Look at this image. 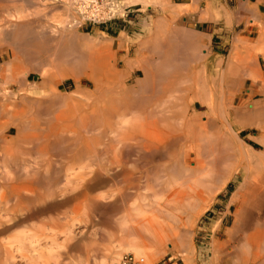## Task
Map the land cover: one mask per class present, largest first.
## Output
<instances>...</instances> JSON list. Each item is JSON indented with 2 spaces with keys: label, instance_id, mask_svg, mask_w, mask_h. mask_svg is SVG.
<instances>
[{
  "label": "rangeland",
  "instance_id": "1",
  "mask_svg": "<svg viewBox=\"0 0 264 264\" xmlns=\"http://www.w3.org/2000/svg\"><path fill=\"white\" fill-rule=\"evenodd\" d=\"M38 1H39V3H38ZM60 1L61 0H58V1L57 0H46V2H45V0H44V2H43V0H33V3L30 7L31 8L30 11L32 12V9H33V12H34V13L32 12L33 15L31 17L33 19L31 29H33L35 32L33 39L29 42V44H24V43L17 44V43H10V41L9 42L7 41L4 43L5 45L3 46V47H5V46L9 45V46L14 47L16 49L21 48L19 50H15L14 56H11V58H10V59H14L15 70H14L13 75L10 77V79L8 78L7 88L9 90H11L16 95V96L11 98L13 101V104H15L14 107L18 108V109L15 108L16 111L17 112L22 111V113H20V112L17 113V116L19 114L18 118L16 117L17 119H12V120H11V118L7 117L6 114H4V113L2 114V108L6 105L8 107L10 100H7L6 97L3 96V94L0 92V103H1L0 104V107H1L0 113L3 115L2 116L0 114V121L2 119V121L0 122L2 124V125L0 124V130H1L0 133L3 131L1 133V135H2L1 139L3 138L4 141L8 139V141L10 142L9 143L8 141H5L6 143L4 142L5 144L3 143V145H2V143H0L3 147V148L0 147V166H1L0 174L2 173V175H3L4 168L6 167L5 169H10V166L12 167L11 169H13V167L16 168V171H14V175H15L14 180L15 181H20V180L26 178L27 175L30 173L29 178L31 179L30 175H32L33 178H35V180H37V181H34V184H33L32 196H35V198H32V199L35 200L34 201L35 203H36V201L38 202L39 200H41V202L40 201L38 202V206L41 208H39L37 205H34L35 203L33 202V200H31V202H30V205H32L31 207L33 208L32 209L30 207L32 209V211L30 210L31 214H32L30 221L33 222V223L31 222L32 223L31 229L34 230L35 233L33 232V230H32V232L36 236L38 235L36 237V239H38L35 242L36 244L33 243V246L35 245L36 252L34 250V251L30 252L32 254L28 253L30 256L27 254L26 251L24 252L25 253L24 255L17 253L18 256L22 255L20 257H17L16 253H14V255H15L14 260H9V259L8 260L6 259V260L8 261L9 264H11V263H13V264H116L117 261H113L112 263L110 262V258L112 256V253L115 250H118L117 248H119V246H121L123 243H127L129 241H135L136 240L135 242L140 241L139 244L145 249V252L147 253L148 264H161V262L169 256L174 258L175 264H231L230 255L229 256L227 255L228 256L227 257L226 254H228L230 250L234 249L237 246L239 239L241 240V237H242L240 232H238V233L235 232L236 235L234 233V234H232V236H229V234L227 233V230L232 226V224L235 220V213L239 209V205H240L239 199L236 202H231V196H232V193L236 190V187L243 181L244 175H242V173H239L238 175H236V177L234 179H231L227 183V185L224 187V189L221 192L215 193L212 196L210 195V193H212L210 191H213L215 186L218 184V182H217L218 177L220 179L224 178L228 173H230L231 170H233V168H235V167H233V165L237 166L238 163L240 164V161H238L237 156L233 152L231 146H226L224 143V139L222 140V138L219 136V134L216 133V129L219 127L220 123L218 121H215L214 118H212L211 116H207L205 113V107H203L197 101L191 99L192 94L187 89L189 84L182 82V80L185 79L186 76L189 75V71H190V64L189 63L194 62V60H195V59H191L192 53H196L197 55H204V53H205L207 55V57L211 56V57H208L211 60L210 65L207 68H205L206 70L207 69L210 70V73H209L210 75H212V73L217 70L216 68H213L215 65H212L213 64L212 62H214L218 57H221L222 62H223L221 64V67L225 68L226 58H227V56H228V54L232 48V45L235 43L236 40H238L237 34L239 33L238 32L239 29H241V27H242L240 25L238 19H237L238 18V11L241 9L242 0H226L225 3H226V8H227V15H228V20L230 22L228 21L229 25H228V27H226V29L223 27L222 31L214 34V40L217 43H211V44L214 46H217V47H213V48L211 47V44L209 43V36L207 35V33L209 32V27L207 26V24L200 23L197 19L198 14L203 13V10H204L205 6L207 5L208 0H163L167 4V7L165 9H163L162 5L160 4V2H163V1L151 0V2L149 3V6H146L145 8H141L140 11L131 10L130 6L127 5L128 4L127 0H120L121 3H125L124 4L125 7H122L123 9L122 8L119 9L120 13L125 12L124 16H116L114 18H111L110 20H107V21L101 22V23H93L91 21H88V19H86V17L81 18V16L76 13L77 10L74 7L71 0H64V1L62 0L61 3H60ZM67 1L69 2L70 5L68 4ZM215 1L219 2V0H215ZM45 3H46V8H44V6H43V5H45ZM42 8L45 10H43ZM126 14H128V15H126ZM149 18H152L154 23L157 22L158 24H160V25H158V27L160 26V28L159 29L154 28L151 32H147V33L143 34L142 29H141V27H143L142 22L144 20L147 21ZM55 19L56 20L58 19L57 21H63V22L67 21V23L71 22V20H78V23H79L78 26L74 27L75 31H78L77 33L84 35V36H94L95 38H98L101 43H105L104 39L113 41L114 43L110 47H107L105 49L97 47V48H95L96 50L95 49H93V50H95V52L97 51V53L99 52V54H101V55L107 56L108 58L111 59V61L114 60L115 67L117 69H123L124 68L123 63H124L125 59H131V60L132 59L133 60L139 59L140 60V58H141V61H143L145 59L143 62L145 63V61H146L145 64H147V65H144L143 62H142L143 64L141 63L142 65L145 66V69H146L145 70L146 76H145L144 82H142V85L136 84V81L138 79H140L141 73L139 71V68L134 66V67H131L129 69L130 74L126 78V84L130 88H132L131 89L132 91L129 94H127V96H120L119 95L120 97L118 98V95H112L111 93H108L107 91L102 90V91H100V93L99 92H95V94L93 93L92 95H90V99H88L89 97H86L84 95L83 91L86 89L92 90L94 85H93L92 81L85 78L81 74L82 72H79L80 73V75H79L77 73L78 72V70H77L75 74H78L79 80L77 79V81H75L72 77H67V78L59 80L58 84H57V88H59V91H61L64 95L68 94L69 97L67 96V97H65V98L63 97L61 99L60 96L55 97V96L50 95L51 92H49L48 89H50V87L53 86L52 84H55V79H54L55 77L53 78L54 80L52 79L53 81L51 79L48 80V78H52L54 73H57L58 71L68 67V65L70 64L69 62L72 63V62H75L76 60L79 61V60L85 59V55H83V53L81 51L75 50L73 45H71L69 39L62 37L61 40L59 41L58 38L54 37L53 35L52 36L51 35L50 36L45 35L46 31H49L50 33L53 31V29L55 27V25H54V23L56 21ZM245 22L247 25H249V29L246 30V32H245V37L248 38L247 36H249L248 40H251L252 34H253L251 28H252V26L256 25V22L252 23V20H249V18H247L245 20ZM80 23H82V24H80ZM37 24L40 27H38ZM45 24H47V25H45ZM35 27H36V30H35ZM44 28L45 29L49 28V29L45 30ZM37 30H38V32H36ZM158 30H159V32H158ZM39 31H41V34ZM36 33H38V35H36ZM40 36L42 38H44V40L46 41L45 43H43L44 40L42 41L41 40L42 38H40ZM47 39H49V40H47ZM62 39L63 40L65 39L66 41H63ZM40 41H42L43 45L44 44L45 45L42 46V43ZM57 41H59V42H57ZM61 42L64 43L63 46H62ZM39 44L42 47L38 46ZM51 45H53L52 48H51ZM54 45H55L56 49H57V46L59 49L56 50L54 48ZM65 45H66V48H68V50L65 48ZM35 46H37V47H35ZM47 46H49V47H47ZM241 46H240V49H241V51L243 50L241 54L243 55V54H245L244 53L245 50ZM38 47H40V49H38ZM44 47H46V48H44ZM259 47H260L259 45L254 46L252 48L254 50L250 51L252 54L256 55V63H257L256 66H257V72H259V73L257 74V72H256L255 74H257V75L254 76V79H251L250 81L243 79L241 84L239 85V88L237 91L239 100L244 101L245 103H254V102L260 100L261 98H263L261 93L258 92L260 90H264V56L261 55L260 53H258L260 50ZM198 48H199V50H198ZM255 48H256V50H255ZM46 49H48V50H46ZM49 49H51L52 51ZM196 49L199 52L195 51ZM58 50H60L61 53L63 52L62 54L65 55L64 56L65 58L62 59V55H60L61 53H58L59 52ZM213 51H215V52H213ZM253 51H255V52L253 53ZM53 53H55V54H53ZM58 54L60 57L58 56ZM71 54H72V56H71ZM164 54H165V56H164ZM166 54H167V56L168 55L170 56V57L168 56L169 60L167 59ZM47 55H49V56H47ZM109 56H111V57H109ZM46 57H47V59H46ZM56 57H58V58H56ZM164 57H166L167 60ZM244 57H245V55H244ZM68 58H69V60H68ZM160 58H162V59H160ZM176 58H178V59H176ZM180 58H182L183 61ZM0 59H1L2 63H4L5 61L8 60V59H2V57H0ZM163 59H164V61H163ZM185 59H187L188 61ZM40 60H42L44 62H41ZM190 60H193V61H190ZM111 61H110V63H113ZM186 61H187V63H186ZM167 62H168V64H167ZM175 62H178V63H175ZM41 63H42V65H41ZM164 63H166V65ZM243 63L248 64L250 62H248V60L244 59ZM52 64L54 65V67ZM63 64L66 66L65 68H64ZM51 66H52V68H51ZM175 66H176V68H175ZM248 66L253 67V66H251V64H248ZM40 67L41 68L45 67L48 69V73L45 76L46 81H47L45 83H47V84L44 83V85H48V86L43 87L44 85L42 86L40 84L43 88L41 86L40 87L42 89L46 90V92L44 93L45 94L44 97H43V94H36V93L31 92L28 89V88L32 87L31 86L32 84L36 83L39 85V82L41 79L39 78L38 69H40ZM53 70H56V72L55 71L53 72ZM24 72H26V73H24ZM99 77L102 79L101 83H100V86L102 88H105L108 85V82H107L108 79L112 78V77H110L109 74H107V76H105L104 72H101L99 74ZM105 77H107V79ZM20 81H21V83H20ZM48 81L50 83L51 82L52 83L49 84ZM73 81H74V83H73ZM209 81H210V86L213 88L216 83L214 84L213 81L211 82V78H209ZM17 83L18 84L20 83V84L18 85ZM27 84H29L30 86ZM20 85L21 86L23 85V87H21ZM21 88H24V89H21ZM25 90H28V91H25ZM75 91H77V92L75 93ZM25 93H26V95H25ZM96 95H97V97H96ZM25 96H27L26 98L29 100L26 101ZM28 96L31 98H29ZM21 97H23V98H21ZM51 97H53L52 100H51ZM41 98H43V99H41ZM70 98L75 102L73 103V101ZM112 98H113V100H112ZM108 100H110V101H108ZM113 101L116 104H114ZM124 103H125V106L128 105L129 108H128V106H126L127 107L126 108L124 106ZM102 104L106 107L113 105V106L118 107V108H119V106H118V104H119V105H121L120 107H122V110L127 109L126 112L129 115L135 114V115L139 116L141 114L142 118L144 116H146L148 119L149 118H153V119H163L164 118V119H166V118L175 117V116H177V117L178 116L182 117L185 115L189 116L193 113L198 114L201 121L204 123H207V127L204 128L205 132L206 133H207V131L208 132L210 131V132L207 133L208 137L207 136L200 137V136H198V134H200L199 132L201 130H198L197 133L196 132L193 133L194 135L192 133H190V135L192 134L191 136L180 137V138H177L176 140H173V141H175V143H173V141L169 142V144L167 143V145H165L161 148V149L164 148L163 149L164 151L159 149L158 151L145 154L139 148H137L138 151L135 150V147H134V150H132L131 148H133V147L128 148V146H124L123 144H122L123 145L122 146V145H120L121 142L116 143V142H118L117 135L110 133L108 130L105 132L103 123L104 122L106 123L108 120H110L109 119L110 115H108V114L107 115L105 114V116H103V118L90 114L89 115V122L87 125L88 129H86V130L83 129L82 125L80 124L81 122L79 121V118H78L79 116H74V117L62 116V118H61L60 113H62V111H65V110L73 108V107L76 108L77 106L81 107L83 105H85V107L84 106L81 108L78 107L80 112L83 110H86L88 108L90 111V109H92L94 107H95V109H97V111L99 109V112H100L101 108H102ZM108 104H110V105L108 106ZM223 105H224L223 108L226 111H228L229 109L231 110L229 104L225 103ZM18 106H21V108L19 109ZM110 107H112V106H110ZM118 108H116V109H118ZM138 109L140 112L136 111ZM129 110H130V112H129ZM106 113H107V111H106ZM27 114H29V115H27ZM5 116L9 120L7 118H3ZM97 117H98V119H97ZM57 118L59 119V121ZM68 118H69V120H68ZM5 119L7 121H5ZM66 119L68 120L69 123L68 122L65 123L67 121ZM204 119H206V120H204ZM62 120H63V122H62ZM64 120H66V121H64ZM95 120H97L99 123L101 122V124H99ZM111 120L114 121L115 119L111 118ZM72 121H74V122H72ZM17 122H18V124H17ZM12 124H14V125L12 126ZM160 124L161 125L158 124V127L163 128L164 123L162 121H160ZM5 125H6V129H5ZM91 125H93V126H91ZM17 126H19V127H17ZM77 128H78V130H77ZM105 128H108V127H105ZM17 130H18V132H17ZM49 130L51 132H48ZM74 130L77 132H75ZM100 131H101V133H100ZM235 131L237 132V137L239 138L240 142L243 143V145H246V146H248V147H250L256 151H259L260 149L261 150L264 149L262 146H260L259 142L257 141V130L255 129V127L248 125V124H245V126H244V124H241L240 127L238 129H236ZM16 133L20 137L17 136ZM7 134L10 136H8ZM107 134H110L111 136H108ZM152 134L155 135L156 133L153 132ZM152 134H148V136L149 135L152 136ZM77 135H78V137H77ZM195 135H197V136H195ZM34 136L38 137V139L36 141L34 140L35 139ZM39 136H40V138H39ZM10 137L12 138V140H10L11 139ZM14 137L16 140L14 139ZM43 137H45L46 139L45 138L43 139ZM19 138H22V139L20 140ZM183 138L185 139L184 141H183ZM17 139H19L20 142H22V140L23 141L29 140V141H27V143L22 142L23 144H20L17 141ZM92 140H93L94 146L95 147L97 146L96 148H94V146L91 144ZM16 141L18 142L17 144H16ZM110 141H112V142H110ZM222 141L224 144L222 143ZM85 142H87L89 145L87 143L85 144ZM12 143H14V146ZM170 143H172V144L170 145ZM195 143L197 144V146H195L196 145ZM10 144H12V145H10ZM50 144H52V145L50 146ZM106 144H108V145L106 146ZM109 144H110V147H109ZM8 145L10 147L12 146L11 150H10V147ZM98 145H100V146H98ZM184 145H186V146H184ZM218 145H220V146H218ZM15 146H16V148H15ZM43 146H45V147L47 146V149L45 147L43 148ZM217 146H218V148H217ZM7 147H9V148H7ZM179 147H180V149H179ZM5 148H7L8 150ZM122 148H123V150H122ZM115 149L117 150V152L115 151ZM9 150L13 151V153L10 152L8 154ZM92 150L95 152H93ZM127 150H128V152H127ZM169 150L170 151L173 150V151L170 152ZM224 150H226V151H224ZM105 151H107V152H105ZM200 151H201V153H200ZM227 152H228V154L225 155V153H227ZM39 153H43L45 155L39 154ZM211 153L213 155L215 153L219 155V157H218L219 162L216 163L217 169H213L214 171L212 170V172H210L211 174L208 173V175H206L207 173L206 172L203 173V172H201V170L204 167V165L209 166L211 164V160L213 159V158H211L212 157ZM6 154L9 155V160H11V162H9L7 164H5L6 162L4 161V160H6V161L8 160V158H7L8 156L7 157L5 156ZM117 154L119 157L116 156ZM96 155H97V157H96ZM221 155H223V156H221ZM227 155L228 156L230 155L229 156L230 158H228V157L225 158ZM4 156H5V158H4ZM10 156H11V158H10ZM88 156H90V157H88ZM221 157H223V160ZM83 158H84V160H83ZM98 158H100V159H98ZM98 160H100V161L98 162ZM192 160L193 161L195 160L194 164H193ZM83 161H84V164H82ZM201 161H203L202 163L204 165H202V166L195 165ZM230 161H231V163H230ZM221 162H223V163L226 162V165L221 163ZM232 162H233V164H232ZM234 162H235V164H234ZM3 164H5V165H3ZM194 165L196 166L195 170L193 169L195 167ZM72 166H73V169H72ZM78 166H80L79 169H78ZM86 166L88 168H86V169L81 168V167H86ZM224 166H226V171L223 168ZM230 166L232 167V169ZM2 167H3V169H2ZM68 167H69V169H68ZM70 167L72 170L70 169ZM15 168L13 170H15ZM22 168H25V170ZM49 168H50V170H49ZM65 168L68 169V172H66V175L64 174ZM100 168H101L102 172H101V170H99ZM105 168H106L107 172H109V173L104 171ZM118 168H121L120 169L121 171H119ZM123 168L125 169L123 171H125L126 174L124 172H122ZM227 168H229V170ZM77 169L79 170L77 172H80L81 170H83V171H81L82 174L80 173L78 175L77 172L73 173V171H76ZM108 169H112V170H108ZM180 169H181V171H180ZM207 169H208V167H207ZM207 169H206V171H207ZM13 170H11V172ZM47 170H49L50 173L52 171V174L54 173L56 175V176L54 174H53L54 176L52 175L54 182H55V186H54V183L52 181L53 179L51 178V174L49 173V171L47 172ZM85 170L86 171L92 170L91 171L92 174L94 172V173L100 175L99 185L92 191L93 193L91 191H89L87 194L88 196L85 199H84V196L83 197L81 196V197H79L75 200H72L70 202L67 201V199H68L67 197L70 196L69 194L72 195L73 192L71 193V189H70L71 186L69 185V183H65V181L66 180L67 181L72 180L73 179L72 177L76 176L77 179L74 178L73 183L74 184L78 183L79 182L78 177L88 176ZM186 170L188 171V173H186L187 172ZM192 170H193V172H192ZM103 171H104V173H103ZM179 171H180V173H179ZM219 171H221L223 173L226 172V173L223 174ZM227 171H229V172L227 173ZM45 172H47V174ZM58 172H60L61 176L58 175L59 174ZM116 172L118 174L122 173L121 175H123L124 178H123V176L121 177L120 175H119V177H117L118 174H116ZM213 172H214V175H213ZM17 173L21 176L26 175L23 173H27V175H26V177L24 176V177H20V179H18L19 177H17V175H16ZM48 173H49V175H48ZM75 173H77V175H75ZM129 173H130V175L131 174H133V175H131V177H129L130 175L126 176ZM181 173L182 174L185 173L186 175L180 176ZM192 173L195 174L196 178L198 179L196 184H191L192 180L190 179V175ZM107 174L110 178L108 176H106ZM209 174L211 177H209ZM67 175L68 176L73 175V176L68 177ZM215 175H216L217 179L215 178ZM213 176L215 179L213 178ZM15 177H16V179H15ZM68 178H70V179H68ZM84 178H86V177H84ZM102 178L104 179V181L102 180ZM172 178H173V180L171 181ZM2 179H4L3 176L0 177V184L4 183L6 181V180H4L1 182ZM126 179L127 180L130 179V180L126 181ZM166 179H167V181H166ZM112 180H114V181H112ZM38 181H40L39 182L40 184L38 183ZM168 181L170 183L169 187H175L174 188L175 191L176 192L178 191L179 194L182 192H185V196L186 195L187 196L186 197L184 196V198H186V200L183 199L184 202H181V203L176 202L173 199L174 197H172V195L167 197L168 193H170V192L164 194L166 191H168V188H169V187H167L169 184ZM36 182H37V184H36ZM69 182L71 184L72 181H69ZM120 182H122V183H120ZM73 183H72V185L74 186ZM172 183L174 184V186L171 185ZM64 184L65 185L67 184L68 186L65 188L63 186ZM114 185H115V187H114ZM103 186H104V188H103ZM106 186H107V188H106ZM117 186H119V187H117ZM37 188H38L39 192H41V193L43 192L46 195L43 199V201H45V202L42 201V198H43L42 196H44V194L42 195L40 193L42 195V196H40L38 194ZM190 188L192 190H190ZM63 190H65V191L63 192ZM45 192H47V194H48V192H51V194L53 196H55V198H50L52 195L51 194L47 195ZM108 192H110V193H108ZM111 192H113L112 196H111ZM155 192H156V195H153V194H155ZM160 192L161 193L163 192L162 194L164 196L166 195L165 198ZM178 192H177L176 197H179L181 195L182 197H179V198H183L184 194L182 193L179 195ZM35 193L37 194V197H36ZM66 193H68V194H66ZM98 194L101 196H99ZM109 194L111 197L109 196ZM117 194H119V195H117ZM38 195L40 197H38ZM64 195H68V196L66 197ZM107 195L110 198H107L108 197ZM161 195L163 196L164 199L162 198ZM190 195H191V197H190ZM96 196L99 197L101 200L99 199L100 200L99 201L98 198L96 199ZM159 196L161 197L162 200H159L160 199V198H158ZM188 196H189V198L187 200ZM46 197H48V198H46ZM63 197H65L67 199H65ZM45 198L49 200V204L47 202L48 200L46 201ZM89 198L94 199V201H95L94 205H93V201L87 202L88 200L90 201ZM169 198H171V200H169ZM64 199H65V201H64L65 203L63 202ZM80 199H84L85 201L80 200ZM123 199H124V201H123ZM165 199L166 200L168 199V201H166ZM120 200H121V203H120ZM80 201H81V203H80ZM173 201H174V203H173ZM188 202L190 204H188ZM203 202L204 203L206 202V204L204 205ZM41 203H43V204H41ZM19 204L16 206L14 205V207L12 204H10L8 207H3L4 205L0 204V211L5 210V211H1V213H0L1 214L0 216H2V213H3V216L0 218V219H2V220H0V233L3 232V234L1 233L3 236L0 235L1 239L2 238L5 239L4 236L11 234L12 232H13L12 235H14V234H17L19 231H22V229H23L22 226L17 227V226L12 225L14 223V222H12L13 219H15L14 221L16 222L19 219L18 217L24 218L23 216L26 215V213H27V208H26L25 202L22 201ZM21 204H22V206H21ZM72 204L75 206H73ZM100 205H101V207H100ZM134 205L135 206L137 205V207L139 205V207L142 209L148 208V210H146V211L152 210L151 212L145 213L146 215H144V219L140 218L139 220H141L145 224V226H147V227H148L149 223L152 224V226H154V228L152 230L158 229V227H159L160 228V229H158L159 231L156 230V232H159L157 235L161 234L160 235L161 238L164 235H167V237L164 239L162 238V240L160 241V239H158L159 237L156 236L157 237V239H156V237L154 236L155 237V240H154V237L153 236L151 237V235L148 234V232L141 231L142 229L141 230L139 228L137 229V227H134L135 229H132L134 232L133 231L131 232V230H129L131 228H128V231H125L124 226L128 225V223L130 224V223L134 222L135 220H138L137 218H139V216H137V217L134 216V214L136 215L135 211L133 210L135 208ZM17 206H18V209H17ZM33 206H35L39 209L37 210V208H35ZM44 206H46V207H44ZM72 206H73L74 210L71 211ZM78 206H81V207H78ZM90 206L92 207V209H95V210L92 211V209H89V208H91ZM155 206L157 209L154 208ZM198 206H200V207H198ZM204 206H205V209L203 208L204 211H202L203 209L201 210V208ZM11 207H13V208H11ZM119 207L120 208L122 207V208L120 209ZM126 207H128V208H126ZM131 207H133V209ZM159 207H160V209H159ZM8 208H10V209H8ZM78 208L81 210L79 211ZM199 208H200V211H198ZM6 209H7V211H6ZM14 209L17 210L16 213L18 216L16 215V213L12 214V211ZM20 209L21 210L25 209L26 211L22 210L25 214L22 211H19ZM122 209H124V211ZM8 210H10V212L12 214L11 217H9L10 212ZM84 210L86 213L84 212ZM108 210H110V211H108ZM120 210H121V212L119 213ZM164 210L167 213H165ZM33 211H36L37 213L35 212V214H34ZM45 211H47V212H45ZM89 211L91 214L89 213ZM131 211H133L134 213H132ZM49 212H52V213H49ZM61 212L64 213L63 215L65 217L67 216L66 218L63 216L64 220H62L63 217H61V214H62ZM65 212H66V215H65ZM67 213H68V215H67ZM152 213L155 215H151ZM192 213L193 214L196 213V214H194V216H193ZM75 214H77V217L75 216ZM191 214H192L193 218H195L194 226L191 229L192 231H191L190 235H189V233H186V232L184 234L183 232H184V226L186 227V225H185L186 224V218L188 215H191ZM73 215L75 216L74 218H73ZM4 216L5 217L8 216V218L6 219ZM15 216L17 218H15ZM57 216L61 217V218H58V220L60 222H64V224L59 223V221L56 219ZM52 217L53 218L56 217V218L53 219ZM11 218H13V219H11ZM68 218L69 219L73 218V219L72 220L70 219V221H69ZM38 219H39V221H38ZM50 219H52V220H50ZM41 220H42V223H41ZM10 221L12 223H8ZM68 221L70 224L73 223V225H75L76 227L72 226V224L70 225L68 223ZM44 222H46V223H44ZM54 222L55 223L58 222V225H57V223L54 224ZM74 222H76V223H74ZM133 224L134 223H132V225ZM1 225H2V227H1ZM41 225H43V226H41ZM46 225H47V227H46ZM49 225H51V226H49ZM122 226H123V229H122ZM16 227H17L18 232L14 233L15 229H13V228H16ZM32 227H34V228H32ZM53 228H55V229H53ZM65 228H67V229H65ZM163 228L165 230V233L163 232L164 231ZM3 229H4V231H7V232L5 233L4 231H2ZM72 229H73V232H72ZM66 230H68V232ZM64 231L69 234L68 237H67L66 233H64L66 236H64L62 234ZM160 231H162V232H160ZM43 232L47 235H45ZM59 232H62V233H59ZM71 232L74 235L70 234ZM4 233H5V235H4ZM162 233H164V234H162ZM12 235H8L6 237H10ZM176 235L178 237H175ZM211 235H212V237H211ZM51 236H53V237H51ZM179 236H180V238H179ZM48 237H50V238H48ZM69 238H70L71 242L69 241ZM72 238L75 239L74 240L75 243H73L74 241H72ZM228 240H230V241H228ZM50 241H52V242H50ZM211 241L220 243L222 245V247L224 246V249H225L224 250L222 247L220 248L221 252L223 254L220 255V258H219L220 260L218 259L214 263L211 261L212 260L211 253H209L210 252V246L212 244ZM0 243H2V240H0ZM190 243H191L192 248H193V256H192L191 260L189 259V256H187V252H186V247H188V245ZM227 243H228V245H227ZM229 245H230V247H229ZM0 246H1V244H0ZM2 251L4 253H2ZM2 251L0 252V257H1L0 263H2L1 261H3V263H4L5 257L7 256L5 251L4 250H2ZM123 253H125V251H123ZM123 253L121 252V254H123ZM3 254H5L6 256ZM26 254L28 256H26ZM200 256H201V258H200ZM21 257L22 258L25 257L26 259L23 260ZM27 257H29V258L31 257V259H28ZM32 258H33V260H32ZM118 258H117V260H118ZM188 259H189V261H187ZM26 260H28V261L30 260V261L28 262ZM4 264H7V263H4Z\"/></svg>",
  "mask_w": 264,
  "mask_h": 264
},
{
  "label": "bare ground",
  "instance_id": "2",
  "mask_svg": "<svg viewBox=\"0 0 264 264\" xmlns=\"http://www.w3.org/2000/svg\"><path fill=\"white\" fill-rule=\"evenodd\" d=\"M58 1V0H57ZM62 1V0H61ZM61 1H60V3H61ZM64 1V0H63ZM117 2H118V4L117 5H119V9H121L122 7H125V3H121V1L120 0H116ZM158 1V0H157ZM161 1H163V0H161ZM41 2V1H40ZM43 2H44V0H43ZM45 2H46V0H45ZM68 2V1H67ZM71 2L73 3V5H74V7L76 8V13L78 14V15H80L81 16V18H85V17H90V16H92V15H95L96 13H95V11H96V8H95V6H96V0H71ZM70 2V3H71ZM151 2V0H127V5L128 6H130V9L131 10H135V11H140V9L141 8H145L146 6H149V3ZM160 2V1H159ZM32 3H33V0H0V57H2V59H8L7 61H5L4 63H2L1 62V59H0V92L3 94V96H5L6 97V99L7 100H10V103L8 104V107H7V105L6 106H4L3 108H2V114L4 113V114H6L7 115V117H9V118H11V120L12 119H17L18 118V116H19V114H18V116H17V113H22V111H19V112H17L16 111V109H18V108H16V107H14L15 106V104H13V101H12V97H14V96H16L11 90H9L8 88H7V83H8V78L10 79V77L13 75V73H14V70H15V62H14V59H10L11 58V56H14V51L15 50H19V49H21V48H19V49H16V48H14V47H11V46H5V47H3L5 44V42H9L10 41V43H17V44H20V43H24V44H29V42L33 39V37H34V30L33 29H31L32 27V23H33V19L31 18L32 17V12H33V9H32V12L30 11V7H31V5H32ZM38 3H39V1H38ZM63 3V2H62ZM71 3V4H72ZM94 3V4H93ZM103 3H105V0H103ZM68 4H69V2H68ZM160 4L162 5V7H163V9H165L166 7H167V4H166V2L165 1H163V2H160ZM64 5V4H63ZM70 5V4H69ZM68 5V6H69ZM72 5V6H73ZM158 5V4H157ZM44 6V8H46V3H45V5H43ZM240 6V5H239ZM242 7V6H241ZM63 8V7H62ZM239 8V7H238ZM43 9V8H42ZM56 9V8H55ZM123 9V8H122ZM209 9V8H208ZM207 9V11H209ZM219 9V8H218ZM43 10H45V9H43ZM74 10V9H73ZM220 10V9H219ZM218 10V11H219ZM241 10V9H240ZM35 11V10H34ZM115 11V8L113 9V12ZM182 11V10H181ZM217 11V10H216ZM34 13V12H33ZM204 13V12H203ZM213 13V12H212ZM229 13V12H228ZM215 14V13H214ZM217 14V13H216ZM241 14V13H240ZM76 15V14H75ZM218 15V14H217ZM220 15V14H219ZM74 16V15H73ZM58 18V17H57ZM77 18V17H76ZM80 18V17H79ZM80 18V19H81ZM240 18V17H239ZM238 19V18H237ZM241 19V18H240ZM56 20V19H55ZM58 20V19H57ZM56 20V21H57ZM55 21V23H54V25H55V27H54V29H53V31L50 33L49 31H46V33H45V35H47V36H54V37H57L58 38V40L60 41L61 40V38L62 37H65V38H67V39H69V41H70V43H71V45H73V47L75 48V50H79V51H81L82 53H83V55H85V59L84 60H79V61H75V62H69L70 64L68 65V67H66L64 64H63V66H64V68L65 69H62V70H60V71H58L57 73H54L53 74V77L52 78H48V80L49 79H53L54 77V79H55V84H52L53 86L52 87H50V89H48L49 90V92H51L50 93V95H52V96H55V97H61V99L64 97H69V95L67 94V95H64L61 91H59V88H57V84H58V81L59 80H61V79H64V78H67V77H72L75 81H77V79H78V74L80 75V73L79 72H82L81 74L85 77V78H87V79H89L90 81H92V83H93V85H94V87H93V89L92 90H84L83 92H84V95L86 96V97H89L88 99H90V95H92L93 93L95 94V92H99L100 93V91H102V89H104V88H102L101 86H100V83H101V78L99 77V74L101 73V72H104V74H105V76H107V74H109L110 75V77H112L111 79H108V85L106 86L107 88L109 87L110 89L108 90V91H110L111 90V92H109V93H111L112 95H118V98L120 97V96H127V94H129L131 91H130V89H128L127 88V84H126V78L129 76V74H130V71H129V69L131 68V67H134V66H136V67H138L139 68V71H140V73L141 74H143L144 75V73L146 72L145 70V66L144 65H147V64H145L146 63V61H145V63L143 62V61H141V58H140V60L139 59H137V60H131V59H125L124 60V68L123 69H117L116 67H115V64H114V60L113 61H111V59L110 58H108L107 56H105V55H101V54H99V52L97 53V51L95 52V48H102V49H105V48H107V47H110L111 45H113V41H110V40H107V39H104V42L105 43H101L100 41H99V39L98 38H95L94 36H84V35H81V34H79V33H77L78 31H75V26H78V20H71V22H69V23H67V21L65 22H63V21H57L56 22ZM230 22V21H229ZM42 23V22H41ZM40 23V24H41ZM44 23V22H43ZM143 23V27H141V29H142V32H143V34L144 33H147V32H151L154 28L155 29H158V25H160V24H158L157 22H155L154 23V21L152 20V18H149L147 21H143L142 22ZM160 23V22H159ZM252 23H253V21H252ZM39 24V23H38ZM38 24H37V26H38ZM80 24H82V23H80ZM45 25H47V24H45ZM38 27H40V26H38ZM45 27V26H44ZM45 29V28H44ZM43 29V30H44ZM49 28H47V29H45V30H48ZM35 30H36V27H35ZM44 30V31H45ZM77 30V29H76ZM36 32H38V30L36 31ZM40 32V34H41V31H39ZM43 32V31H42ZM36 35H38V33H36ZM43 35V34H42ZM155 36V35H154ZM260 36V35H259ZM40 38H42L41 36H40ZM50 38V37H49ZM260 38V37H259ZM40 40V39H39ZM42 41L44 40V38H42L41 39ZM47 40H49V39H47ZM63 40V39H62ZM244 40V39H243ZM259 40V39H258ZM42 41H40L41 43H42ZM53 41V40H52ZM56 41V40H55ZM59 41H57V42H59ZM63 41H66L65 39L63 40ZM62 41V42H63ZM39 42V41H38ZM46 41L44 40V42L43 43H45ZM61 42V43H62ZM103 42V41H102ZM237 42V43H236ZM35 43V42H34ZM43 43H42V46H44L43 45ZM51 43V42H50ZM250 43V42H249ZM49 44V43H48ZM57 44V43H56ZM63 44L64 43H62V46H63ZM66 44V43H65ZM253 44V43H252ZM252 44H245V42H243L242 41V39H240V38H238V40H236L235 41V43L232 45V48H231V50H230V52H229V54H228V56H227V58H226V63H225V68H222L221 67V64L223 63L222 62V59H221V57H218L214 62H212L213 64L212 65H215L213 68H216L215 70L216 71H214L213 73H212V75H210L209 76V78H211V82L213 81L214 82V84H215V86L212 88V87H210V89H209V87H207L209 90L207 91V92H204V91H200V89H199V91L201 92V94L199 93V91L198 90H196V91H198L197 93L198 94H200L199 96H198V98L200 99V104L203 106V107H205V113H206V115L207 116H211L212 118H214V120L215 121H218L220 124H219V127L216 129V133H218L219 134V136L222 138V140L224 139V143H225V145L226 146H231V148H232V150H233V152L236 154V156H237V159H238V161H240V164L238 163V165L237 166H235V165H233V167H235V168H233V170H231L230 171V173H228L229 171H227V175L224 177V178H222V179H220L219 177H218V179L216 178V175H215V178L218 180L217 182H218V184L215 186V188L213 189V191H210V192H212V193H210V195L212 196L213 194H215V193H219V192H221L223 189H224V187L227 185V183L231 180V179H234L235 177H236V175H238L239 173H242V175H244L243 176V181L236 187V190L232 193V196H231V202H236V201H238V199L240 200L239 202H240V205H239V209L236 211V213H235V220H234V222H233V224H232V226L227 230V233L229 234V236H232V234H234L235 232L236 233H238V232H240L241 233V240L239 239V242H238V244H237V246L234 248V249H232V250H230L229 251V253L228 254H226V256L228 255H230V259H231V264H264V149L263 150H259V151H256V150H254V149H252V148H250V147H248V146H246V145H243V143H241L240 142V140H239V138L237 137V132L235 131L236 129H238L239 127H240V125L241 124H244V126H245V124H248V125H251V126H253V127H255V129L257 130V141L259 142V144H260V146H262L263 148H264V90H260V91H258V92H260L261 93V95L263 96V98H261L260 100H258V101H256V102H254V103H245L244 101H240L239 100V97H238V88H239V85L241 84V82H242V80L244 79V80H247V81H250L251 79H254V76H256L259 72H257V66H256V55L255 54H252L250 51L251 50H254V49H252L254 46H252ZM14 45V44H13ZM242 45V46H241ZM32 46V45H31ZM38 46H40V44L38 45ZM42 46H40V47H42ZM52 46L53 45H51V48H52ZM57 46V45H56ZM61 46V47H62ZM103 46V47H102ZM240 46L245 50L244 51V53L245 54H241L242 53V51H241V49H240ZM260 47V50H259V52L258 53H260L261 55H263L264 56V42L263 43H261L260 45H259ZM16 47V46H15ZM35 47H37V46H35ZM40 47H38V49H40ZM47 47H49V46H47ZM60 47V46H59ZM169 47V46H168ZM44 48H46V47H44ZM54 48L56 49V47H55V45H54ZM65 48H66V45H65ZM195 48V47H194ZM193 48V49H194ZM42 49V48H41ZM54 49V50H55ZM57 49H59L58 48V46H57ZM56 49V50H57ZM67 50H68V48H66ZM93 49H95V50H93ZM46 50H48V49H46ZM49 50H51V49H49ZM62 50V49H61ZM65 50V49H64ZM70 50V49H69ZM198 50H199V48H198ZM197 49L195 50V51H197V52H199ZM255 50H256V48H255ZM52 51V50H51ZM59 51V52H58ZM57 52L58 53H61V51L60 50H58ZM54 52V51H53ZM255 51H253V53H254ZM44 53V52H43ZM63 53V52H62ZM60 54V55H62V59L63 58H65L64 56L65 55H63V54ZM45 54V53H44ZM53 54H55V53H53ZM74 54V53H73ZM41 55V54H40ZM82 55V54H81ZM80 55V56H81ZM137 55V54H136ZM244 55H245V57H244ZM42 56V55H41ZM47 56H49V55H47ZM52 56V55H51ZM58 56H59V54H58ZM69 56V55H68ZM71 56H72V54H71ZM77 56V55H76ZM141 56V55H140ZM162 56V55H161ZM164 56H165V54H164ZM166 56H167V54H166ZM169 56V55H168ZM168 56H167V59L169 60V58H168ZM19 57V56H18ZM60 57V56H59ZM70 57V56H69ZM78 57V56H77ZM109 57H111V56H109ZM114 57V56H113ZM137 57V56H136ZM145 57V56H144ZM170 57V56H169ZM247 57V58H246ZM54 58V57H53ZM52 58V59H53ZM56 58H58V57H56ZM123 58V57H122ZM135 58V57H134ZM165 59H166V57H164ZM46 59H47V57H46ZM77 59V58H76ZM160 59H162V58H160ZM166 59V60H167ZM176 59H178V58H176ZM180 59H182V58H180ZM191 59H195L194 60V63L196 62V63H198L199 62V64L201 63V65L204 67V68H207L209 65H210V62H211V60L207 57V55L204 53V55H197L196 53H192L191 54ZM244 59H246V60H248V62H250V63H248V64H251V66H253V67H249L248 66V64H245V63H243L244 62ZM68 60H69V58H68ZM120 60V59H119ZM185 60H187V59H185ZM184 60V61H185ZM41 62H44V61H42V60H40ZM54 61V60H53ZM110 61L111 62H113V63H110ZM141 61V62H140ZM163 61H164V59H163ZM172 61V60H171ZM178 61V60H177ZM182 61H183V59H182ZM188 61V60H187ZM187 61H186V63H187ZM190 61H193V60H190ZM51 62V61H50ZM119 62V61H118ZM144 63V65H142L143 63ZM142 63V64H141ZM175 63H178V62H175ZM193 63V62H192ZM165 65H166V63H164ZM167 64H168V62H167ZM183 64V63H182ZM189 64H191V63H189ZM245 64V65H244ZM33 65V64H32ZM35 65V64H34ZM41 65H42V63H41ZM45 65V64H44ZM53 65V64H52ZM62 65V64H61ZM178 65V64H177ZM224 65V64H223ZM247 65V66H246ZM49 66V65H48ZM149 66V65H148ZM256 66V67H255ZM30 67V66H29ZM28 67V68H29ZM53 67H54V65H53ZM201 67V66H200ZM224 67V66H223ZM51 68H52V66H51ZM62 68V67H61ZM150 68V67H149ZM175 68H176V66H175ZM50 69V68H49ZM78 70V74H75L76 73V71ZM148 70V69H147ZM172 70V69H171ZM56 72V70H53V72ZM259 71V70H258ZM148 72V71H147ZM257 72V74H255ZM24 73H26V72H24ZM37 73V72H36ZM48 73V69L47 68H41L40 67V69H38V74H39V78L41 79L40 80V82H39V85L38 84H32L31 86V88H28L31 92H33V93H36V94H43V97H44V93L46 92V90H44V89H42L43 87H45V86H48V85H44V83L45 82H47L46 81V78H45V76H46V74ZM107 73V74H106ZM203 74V73H202ZM28 75V74H27ZM142 75V77L145 79V77ZM149 75V74H148ZM195 75V74H194ZM48 76V75H47ZM145 76H146V74H145ZM261 76V75H260ZM109 77V76H108ZM245 77V78H244ZM259 77V76H258ZM106 79H107V77H105ZM147 78V77H146ZM187 78V77H186ZM189 78H190V80L192 81V79H191V77L189 76ZM257 78V77H256ZM17 79V78H16ZM19 79V78H18ZM29 79V78H28ZM53 79V80H54ZM105 79V80H106ZM258 79V78H257ZM15 80V79H14ZM52 80V81H53ZM79 80V79H78ZM148 80V79H147ZM183 80H185V79H183ZM262 80V79H261ZM11 81V80H10ZM187 81V80H186ZM185 81V83H187ZM200 81V80H199ZM254 81V80H253ZM13 82V81H12ZM11 82V83H12ZM26 82V81H25ZM80 82V81H79ZM78 82V83H79ZM104 82V81H103ZM143 82H144V80H143ZM147 82V81H146ZM260 82V81H259ZM20 83H21V81H20ZM19 83V84H20ZM48 83L49 84H51L49 81H48ZM73 83H74V81H73ZM136 83H141L140 85H142V82H141V80L140 79H138V81L136 82ZM190 83V82H189ZM195 83H197V82H195ZM18 84V83H17ZM18 84V85H19ZM43 86H41V85ZM45 84H47V83H45ZM77 84V83H76ZM137 84V85H138ZM191 85H194L193 83H190ZM198 84V83H197ZM27 85H29V84H27ZM21 86V85H20ZM30 86V85H29ZM42 88H41V87ZM51 86V85H50ZM176 86V85H175ZM249 86V85H248ZM16 87V86H15ZM21 87H23V85L21 86ZM105 87V88H106ZM203 87H204V83H203ZM256 87V86H255ZM26 88V87H25ZM49 88V87H48ZM76 88V87H75ZM195 85H194V90H195ZM200 88V87H199ZM21 89H24V88H21ZM193 89V88H192ZM191 89V90H192ZM19 90V89H18ZM106 90V89H105ZM112 90H114V91H112ZM117 90V91H116ZM189 90V89H188ZM202 90V89H201ZM204 90V89H203ZM20 91V90H19ZM25 91H28V90H25ZM21 92V91H20ZM24 92V91H23ZM77 91H75V93H76ZM192 92V94L194 93L193 91H191ZM73 93V92H72ZM71 93V94H72ZM196 93V94H197ZM80 94V93H79ZM25 95H26V93H25ZM120 95V96H119ZM194 95H195V93H194ZM2 96V97H3ZM1 97V98H2ZM4 97V98H5ZM27 96H25V98H26ZM29 97V96H28ZM50 97V96H49ZM84 97V96H83ZM96 97H97V95H96ZM21 98H23V97H21ZM29 98H31V97H29ZM52 98L53 97H51V100H52ZM194 98H195V96H194ZM15 99V98H14ZM18 99V98H17ZM41 99H43V98H41ZM47 99V98H46ZM69 99V98H68ZM71 99V98H70ZM108 99V98H107ZM111 99V98H110ZM115 99V98H114ZM27 100H29V99H27L26 98V101ZM48 100V99H47ZM50 100V99H49ZM72 100V99H71ZM112 100H113V98H112ZM194 100H196L197 102H198V100L197 99H194ZM20 101V100H19ZM73 101V100H72ZM108 101H110V100H108ZM4 102V101H3ZM21 102V101H20ZM75 101H73V103H74ZM198 102V103H199ZM22 103V102H21ZM84 103V102H83ZM113 103L114 104H116L114 101H113ZM225 103H227V104H229L230 105V108H231V110L229 109L228 111H226L224 108H223V104H225ZM1 104V103H0ZM5 104V103H4ZM24 104V103H23ZM85 104V103H84ZM222 104V105H221ZM110 104H108V106H109ZM84 107H85V105H83ZM83 106H81V107H83ZM110 106H112V107H110ZM109 107H106V106H104L103 104H102V108H101V111L99 112V109H98V111H97V109H95V107L94 108H92V109H90V111H89V108L88 109H86V110H83V111H81L80 112V110L78 109V107L79 108H81L80 106H77L76 108L75 107H73V108H70V109H67V110H65L64 112H62L61 113V118H62V116H66V117H74V116H79L78 118H79V121L81 122L80 124L82 125V127H83V129H88V122H89V115L91 114V115H94V116H98V117H102L103 118V116H105V114L107 115H110L108 118L110 119V120H108L106 123L104 122L103 123V125H104V130H105V132L108 130L110 133H113V134H115V135H117V137H118V142H116V143H119V142H121V144L120 145H124V146H128V148L129 147H133V148H131L132 150H134V147H135V150H137V148H139L140 150H142V152L143 153H146L145 152V150L147 151V154L148 153H152V152H155V151H158L159 149H161L163 146H165V145H167V143L169 144V142H171V141H173V140H176L177 138H180V137H186V136H191L193 133H197L198 132V130H201L199 133L200 134H198V136H200V137H204V136H207V133H209L208 131H207V133L205 132V130H204V128L205 127H207V123H204V122H202L201 121V119H200V117H199V115L198 114H195L196 116H194L193 118H192V116L189 118H187L186 116H182V117H177L178 119H175L173 122H175V123H173V124H165V127H164V129H162V131H161V133H159V136H156V135H152V136H148L147 138H146V132H148V129H145V130H147L146 132L144 131V129H143V126L141 125V123H143L142 122V120L140 121V119H143V118H140L141 117V115L140 116H138V115H135V114H133V115H129L126 111H127V109H123L122 110V107H120L121 105H119L118 104V106H119V108L118 107H115V106H113V105H110ZM124 106H125V103H124ZM126 106H128V105H126ZM125 106V107H126ZM19 107V109L21 108V106H18ZM1 108V107H0ZM16 108V109H15ZM27 108V107H26ZM116 108H118V109H116ZM127 108V107H126ZM128 108H129V106H128ZM107 111V113H106V111ZM1 111V110H0ZM136 111H139V109L138 110H136ZM129 112H130V110H129ZM140 112V111H139ZM167 112V111H166ZM1 114V113H0ZM1 114V115H2ZM25 114V113H24ZM23 114V115H24ZM30 114V113H29ZM29 114H27V115H29ZM150 114V113H149ZM3 116V115H2ZM25 116V115H24ZM190 116V115H189ZM6 116L5 117H3V118H7ZM17 117V118H16ZM98 117H97V119H98ZM175 117V118H176ZM77 118V119H78ZM101 118V119H102ZM111 118H114L115 120L114 121H112L111 120ZM145 118V117H144ZM173 118V117H172ZM8 119V118H7ZM58 119V118H57ZM75 119V118H74ZM105 119V118H104ZM146 119V118H145ZM152 119V118H151ZM151 119H150V121H151ZM167 119L168 118H166V121H167ZM9 120V119H8ZM67 120V119H66ZM66 120H64V121H66ZM68 120H69V118H68ZM68 120L65 122V123H67L68 122ZM157 120V119H156ZM169 120H170V118H169ZM204 120H206V119H204ZM1 121H2V119H1ZM0 121V122H1ZM5 121H7L6 119H5ZM32 121V120H31ZM58 121H59V119H58ZM95 121H97V120H95ZM145 121V120H144ZM152 121H155V119L154 120H152ZM162 121H164L163 119H162ZM4 122V121H3ZM29 122V121H28ZM62 122H63V120H62ZM72 122H74V121H72ZM98 122V121H97ZM156 122V121H155ZM158 122V121H157ZM160 122V121H159ZM165 122V121H164ZM170 122H172L171 120L168 122V123H170ZM217 122V123H218ZM13 123V122H12ZM69 123V122H68ZM99 123V122H98ZM145 123V122H144ZM149 123V122H148ZM1 124V123H0ZM9 124V123H8ZM7 124V125H8ZM17 124H18V122H17ZM16 124V125H17ZM26 124V123H25ZM99 124H101V122L99 123ZM98 124V125H99ZM152 124V123H151ZM2 125V124H1ZM14 124H12V126H13ZM30 125V124H29ZM97 125V126H98ZM159 125H161V124H159ZM11 126V125H10ZM91 126H93V125H91ZM247 126V125H246ZM17 127H19V126H17ZM33 127V126H32ZM105 127H108V128H105ZM21 128V127H20ZM93 128V127H92ZM159 128V127H158ZM247 128V127H246ZM5 129H6V125H5ZM4 129V130H5ZM32 129V128H31ZM72 129V128H71ZM95 129V128H94ZM150 129V128H149ZM154 129V128H153ZM160 129V128H159ZM207 129V128H206ZM3 130V129H2ZM77 130H78V128H77ZM80 130V129H79ZM84 130V131H85ZM98 130V129H97ZM101 130V129H100ZM151 130V129H150ZM197 130V131H196ZM243 130V129H242ZM1 131V130H0ZM75 131V130H74ZM151 131H153L154 132V130H151ZM151 131H150V133H151ZM3 132V131H2ZM1 132V133H2ZM17 132H18V130H17ZM48 132H51L50 130L48 131ZM75 132H77V131H75ZM80 132V131H79ZM108 132V133H109ZM152 132V133H153ZM1 133H0V139H1ZM83 133V132H82ZM85 133V132H84ZM100 133H101V131H100ZM154 133H156V132H154ZM190 133H192L191 135H190ZM4 134V133H3ZM21 134V133H20ZM29 134V133H28ZM8 135V134H7ZM6 135V136H7ZM16 135L17 136H19L17 133H16ZM73 135V134H72ZM81 135V134H80ZM79 135V136H80ZM87 135V134H86ZM93 135V134H92ZM108 136H111L110 134H107ZM194 135V134H193ZM8 136H10V135H8ZM16 136V137H17ZM195 136H197V135H195ZM4 137V136H3ZM13 137V136H12ZM20 137V136H19ZM76 137V136H75ZM77 137H78V135H77ZM208 137V136H207ZM6 138V137H5ZM11 138V137H10ZM24 138V137H23ZM34 140L36 141L37 139H38V137L37 136H34ZM39 138H40V136H39ZM45 137H43V139H44ZM91 138V137H90ZM144 138H146V139H144ZM216 138V137H215ZM14 139H15V137H14ZM20 140L22 139V138H19ZM19 139H17V141L20 143V144H23L22 142H25V143H27V141H29V140H22V142H20V140ZM33 139V138H32ZM46 139V138H45ZM48 139V138H47ZM96 139V138H95ZM217 139V138H216ZM2 140V141H1ZM0 141V143H2V145H3V143L5 142V141H8V139L7 140H3V138L1 139ZM10 140H12V138L10 139ZM16 140V139H15ZM33 140V141H34ZM145 140V141H144ZM185 139L183 138V141H184ZM256 140V139H255ZM16 141V144L18 143ZM9 142V141H8ZM58 142V141H57ZM75 142V141H74ZM91 142V141H90ZM110 142H112V141H110ZM181 142V141H180ZM6 143V142H5ZM4 143V144H5ZM10 143V142H9ZM87 142H85V144H86ZM96 143V142H95ZM173 143H175V141H173ZM182 143V142H181ZM207 143V142H206ZM222 143H223V141H222ZM223 143V144H224ZM13 144V146H14V143H12ZM12 144H10V145H12ZM88 144V143H87ZM93 146H94V144H93V140H92V143H91ZM102 144V143H101ZM172 143H170V145H171ZM196 144V143H195ZM194 144V145H195ZM217 144V143H216ZM1 145V144H0ZM2 145L0 146L1 148H3L2 147ZM52 144H50V146H51ZM55 145V144H54ZM89 145V144H88ZM91 145V146H92ZM97 145V144H96ZM108 144H106V146H107ZM119 145V146H120ZM122 145V146H123ZM215 145V144H214ZM5 146V145H4ZM9 146V145H8ZM27 146V145H26ZM87 146V145H86ZM98 146H100V145H98ZM104 146V145H103ZM121 146V147H122ZM179 146V145H178ZM184 146H186V145H184ZM193 146V145H192ZM195 146H197V144L195 145ZM218 146H220V145H218ZM218 146H217V148H218ZM10 147V146H9ZM9 147H7V148H9ZM12 147V146H11ZM11 147H10V150H11ZM24 147V146H23ZM45 146H43V148H44ZM89 147V146H88ZM97 147V146H96ZM95 146H94V148H96ZM105 147V146H104ZM109 147H110V144H109ZM147 147V148H146ZM7 148H5V149H7ZM15 148H16V146H15ZM46 149H47V146L45 147ZM119 148V147H118ZM127 148V147H126ZM127 148V149H128ZM210 148V147H209ZM107 149V148H106ZM117 149V148H116ZM115 149V151L117 152V150ZM164 149V148H163ZM163 149H161V150H163ZM169 149V148H168ZM173 149V148H172ZM179 149H180V147H179ZM8 150V149H7ZM8 151V154L10 153V152H12L13 153V151ZM44 150V149H43ZM122 150H123V148H122ZM218 150V149H217ZM93 151V150H92ZM138 151V150H137ZM164 151V150H163ZM170 151V150H169ZM168 151V152H169ZM173 151V150H172ZM172 151H170V152H172ZM196 151V150H195ZM219 151V150H218ZM217 151V152H218ZM224 151H226V150H224ZM228 151V150H227ZM40 152V151H39ZM47 152V151H46ZM93 152H95V151H93ZM97 152V151H96ZM99 152V151H98ZM105 152H107V151H105ZM123 152V151H122ZM127 152H128V150H127ZM169 152V153H170ZM135 153V152H134ZM200 153H201V151H200ZM232 153V152H231ZM39 154H43V153H39ZM53 154V153H52ZM88 154V153H87ZM96 154V153H95ZM99 154V153H98ZM107 154V153H106ZM119 154V153H118ZM118 154L116 155V156H118ZM122 154V153H121ZM168 154V153H167ZM185 154V153H184ZM226 154H228V152L227 153H225V155ZM43 155H45V154H43ZM85 155V154H84ZM123 155V154H122ZM211 155H212V157L211 158H213L212 160H211V164L208 166H206V165H204L202 162L203 161H201V162H198L197 164H195V165H199V166H202V165H204V167L202 168V170H201V172H206L205 174L206 175H208V173H210V172H212V170L213 169H217V166H216V163L217 162H219L218 161V157H219V155L218 154H212L211 153ZM224 155V154H223ZM223 155H221V156H223ZM7 158H8V160H9V155H5ZM5 156H4V158H5ZM91 156V155H90ZM90 156H88V157H90ZM110 156V155H109ZM131 156V155H130ZM184 156V155H183ZM230 156V155H229ZM228 155L225 157V158H230ZM87 157V158H88ZM96 157H97V155H96ZM106 157V156H105ZM119 157V156H118ZM196 157V156H195ZM233 157V156H232ZM10 158H11V156H10ZM69 158V157H68ZM86 158V159H87ZM104 158V157H103ZM116 158V157H115ZM142 158V157H141ZM194 158V157H193ZM222 158V160H223V157H221ZM98 159H100V158H98ZM120 159V158H119ZM189 159V158H188ZM6 161V160H4L6 163L5 164H7V163H9V162H11V160H9V161ZM83 160H84V158H83ZM110 160V159H109ZM228 160V159H227ZM236 160V159H235ZM96 161V160H95ZM100 160H98V162H99ZM103 161V160H102ZM193 161V160H192ZM197 161V160H196ZM226 161V160H225ZM229 161V160H228ZM237 161V160H236ZM87 162V161H86ZM119 162V161H118ZM132 162V161H131ZM170 162V161H169ZM177 162V161H176ZM194 162H195V160L193 161V164H194ZM4 163V162H3ZM80 163V162H79ZM82 163V162H81ZM121 163V162H120ZM221 163H223V162H221ZM230 163H231V161H230ZM236 163V164H237ZM5 164H3V165H5ZM82 164H84V161H83V163ZM97 164V163H96ZM95 164V165H96ZM223 164H225L226 165V162L225 163H223ZM229 164V163H228ZM227 164V165H228ZM232 164H233V162H232ZM234 164H235V162H234ZM94 165V164H93ZM92 165V166H93ZM98 165V164H97ZM110 165V164H109ZM121 165V164H120ZM124 165V164H123ZM129 165V164H128ZM131 165V164H130ZM194 165V166H195ZM231 165V164H230ZM68 166V165H67ZM81 166V165H80ZM80 166H78V169L80 168ZM90 166V165H89ZM198 166V167H199ZM232 166V165H231ZM230 166V167H231ZM117 167V166H116ZM207 167H208V169H207ZM0 168H1V166H0ZM6 168V167H5ZM4 168V170H3V175H2V173L0 174L1 176L0 177H2L3 176V178L4 179H2L1 180V182L2 181H4V180H6L4 183H2V184H0V204H3L4 206L3 207H8L10 204H12L13 205V207H14V205L16 206V205H18L19 203H21L22 201H24L25 202V204H26V208H27V213H26V215H22L24 218H20V217H18L19 219L15 222L14 220L15 219H13V218H11V219H13V221L12 222H14L12 225L13 226H17V227H19V226H22V231H17V227L16 228H13V229H15L14 231V233H16V232H18L17 234H14V235H12L13 234V232L11 233V234H8V235H12V236H10V237H6V236H8V235H5V233L7 232V231H4V229L2 230V231H4L5 233H4V237H5V239H1L0 238V240H2V243H0L1 244V246H0V250L2 251V250H4L5 251V253L7 254V256L5 255V254H3V255H5L4 257H5V262L4 263H7V264H9L8 263V259L9 260H14V258H15V255H14V253H16V255H17V257H20V256H22V255H19L18 256V254L17 253H19V254H25L24 252L26 251L27 252V254L28 253H30V252H32V251H34L35 250V252H36V249H35V245L33 246V243H35L36 242V240H38V239H36V237L38 236H36L34 233V230L33 229H31V226H32V221H30V219H31V211H32V205H30V202H31V200H33V202L35 201L34 199H32V198H35V196H32V194H33V184H34V181H37V180H35V178H33V176L32 175H30V177H31V179L29 178V174L27 175V173H23V174H26L27 175V177H26V175H24L26 178H24V179H22V180H20V181H15L14 180V171H16V168L15 167H13V169L15 168V170H13V169H11L12 167L10 166V169L11 170H13L12 172H11V170L10 169H5ZM9 168V167H8ZM82 169H86V168H88L87 166L86 167H81ZM91 168V167H90ZM93 168V167H92ZM95 168V167H94ZM127 168V167H126ZM224 169H225V171H226V166H224L223 167ZM2 169H3V167H2ZM20 169V168H19ZM22 169H24L25 170V168H22ZM48 169V168H47ZM66 169V170H65ZM64 169V174L66 175V172H68V169H69V167H68V169L67 168H65ZM70 169H71V167H70ZM72 169H73V166H72ZM71 169V170H72ZM76 169V168H75ZM76 170V171H73V173L74 172H77V171H79V170ZM97 169V168H96ZM119 169V171H121L120 169L121 168H118ZM189 169V168H188ZM187 169V170H188ZM194 170L196 169V166L193 168ZM206 169H207V171H206ZM228 170H229V168H227ZM231 169H232V167H231ZM21 170V169H20ZM23 170V171H24ZM27 170V169H26ZM46 170V169H45ZM49 170H50V168H49ZM49 170H47V172L49 171ZM88 170V169H87ZM99 170H101V168L99 169ZM104 170V169H103ZM108 170H112V169H108ZM114 170V169H113ZM117 170V169H116ZM123 170H125L124 168L122 169V172H124L125 173V171H123ZM186 170V171H187ZM1 171V170H0ZM81 171H83V170H81ZM81 171L80 172H77L78 173V175L81 173ZM86 171V170H85ZM92 170H89V171H86V173H87V175L88 176H80V177H78V180H79V182L78 183H73V180H74V178H76V176H73V175H69V176H73L71 179L72 180H66L65 181V183H69V185L71 186V193H72V195L71 194H69L70 196L69 197H67L68 195H64V196H66L67 198H65V197H63V198H65V199H67V201H72V200H75V199H77V198H79V197H83L84 196V199L88 196L87 194H88V192L89 191H93L98 185H99V177H100V175L99 174H96V173H94L93 172V174H92V172H91ZM96 171V170H95ZM105 172H107V170H106V168H105V170H104ZM104 171H103V173H104ZM180 171H181V169H180ZM180 171H179V173H180ZM185 171V172H186ZM189 171V170H188ZM188 171L186 172V173H188ZM214 171V170H213ZM47 172H45L46 174H47ZM101 172H102V170H101ZM113 172V171H112ZM192 172H193V170H192ZM219 172H221V171H219ZM16 173V172H15ZM49 173H50V171H49ZM49 173H48V175H49ZM57 173V172H56ZM59 174L58 175H60V172H58ZM72 173V174H73ZM77 173H75V175H77ZM107 173H109V172H107ZM128 173V172H127ZM191 173V172H190ZM221 173H223V172H221ZM226 173V172H225ZM225 173H223V174H225ZM51 178L53 179V176L55 175L54 173V175L52 174V171H51ZM62 174V173H61ZM68 174V173H67ZM82 174V173H81ZM116 174H118L117 172H116ZM122 174V173H121ZM120 173L117 175V177H119V175L122 177L123 175H121ZM126 174V173H125ZM211 174V173H210ZM210 174H209V177H211L210 176ZM217 174V173H216ZM17 175V177H19L18 179H20V177H24L23 175L21 176V175H19L18 173L16 174ZM53 175V176H52ZM130 175V173L129 174H127L126 176H129ZM131 175H133V174H131ZM131 175L129 176V177H131ZM178 175V174H177ZM183 176V175H186L185 173H181L180 174V176ZM195 174H191L190 175V179L192 180V182H191V184H196L197 183V181H198V179L196 178V175L194 176ZM205 175V176H206ZM213 175H214V172H213ZM221 175V174H220ZM219 175V176H220ZM47 176V175H46ZM56 176V175H55ZM61 176V175H60ZM59 176V177H60ZM68 176V175H67ZM68 176V177H69ZM106 176H108V174L106 175ZM166 176V175H165ZM179 176V175H178ZM177 176V177H178ZM179 176V177H180ZM218 176V175H217ZM222 176V175H221ZM58 177V176H57ZM84 177H86V178H84ZM102 177V176H101ZM109 177V176H108ZM167 177V176H166ZM49 178V177H48ZM67 178V177H66ZM84 178V179H83ZM110 178V177H109ZM123 178H124V176H123ZM127 178V177H126ZM175 178V177H174ZM213 178H214V176H213ZM214 178V179H215ZM15 179H16V177H15ZM65 179V178H64ZM68 179H70V178H68ZM77 179V178H76ZM82 179V180H81ZM113 179V178H112ZM119 179V178H118ZM132 179V178H131ZM183 179V178H182ZM51 180V179H50ZM102 180L104 181V179L102 178ZM107 180V179H106ZM120 180V179H119ZM130 180V179H129ZM129 180H127L126 179V181H129ZM173 180V178L171 179V181ZM53 181V183H54V186H55V182H54V179L52 180ZM61 181V180H60ZM69 181H72L71 182V184H70V182ZM102 181V182H103ZM112 181H114V180H112ZM166 181H167V179H166ZM175 181V180H174ZM173 181V182H174ZM40 181H38V183H39ZM75 182V181H74ZM52 183V182H51ZM52 183V184H53ZM72 183L74 184V186L72 185ZM120 183H122V182H120ZM168 183H169V181H168ZM36 184H37V182H36ZM40 184V183H39ZM58 184V183H57ZM60 184V183H59ZM112 184V183H111ZM116 184V183H115ZM135 185V184H134ZM169 185H170V183L168 184V186L167 187H169ZM171 185H173L174 186V184L172 183ZM36 186V185H35ZM39 186V185H38ZM57 186V185H56ZM65 188L68 186L67 184L65 185H63ZM113 186V185H112ZM130 186V185H129ZM40 187V186H39ZM111 187V186H110ZM114 187H115V185H114ZM117 187H119V186H117ZM128 187V186H127ZM35 188V187H34ZM41 188V187H40ZM103 188H104V186H103ZM106 188H107V186H106ZM109 188V187H108ZM129 188V187H128ZM138 188V187H137ZM175 187H169L168 188V191H166L164 194H166V193H168V192H170V193H168V196L167 197H169L170 195H172V197H174L173 199L176 201V202H179V203H181V202H184V200L183 199H185L186 200V198H184V196H185V192H182L184 195H183V198H179V197H182L180 194H182V193H180L179 194V192H178V194L180 195L179 197H176V195H177V192L175 191V189H174ZM64 189V188H63ZM111 189V188H110ZM123 189V188H122ZM154 189V188H153ZM36 190V189H35ZM37 190H38V188H37ZM36 190V191H37ZM44 190V189H43ZM118 190V189H117ZM126 190V189H125ZM174 190V191H173ZM190 190H192L191 188H190ZM41 191V190H40ZM46 191V190H45ZM65 190H63V192H64ZM67 191V190H66ZM97 191V190H96ZM35 192V191H34ZM41 192H39V190H38V194L40 195V196H42L44 193L42 192L41 194H40ZM46 194H47V192H45ZM93 193V192H92ZM108 193H110V192H108ZM113 192H111V196L113 195L112 194ZM119 193V192H118ZM128 193V192H127ZM159 193V192H158ZM161 193V192H160ZM163 193V192H162ZM161 193V194H162ZM36 194V193H35ZM34 194V195H35ZM49 194H51V192H48V194L47 195H49ZM65 194V193H64ZM66 194H68V193H66ZM91 194V193H90ZM89 194V195H90ZM104 194V193H103ZM38 195V197H40ZM52 195V194H51ZM50 195V196H51ZM99 195V194H98ZM117 195H119V194H117ZM128 195V194H127ZM153 195H156V192H155V194H153ZM163 195V194H162ZM161 195V196H162ZM46 195L44 194V196H42L41 198H42V201H43V199H44V197H45ZM49 196V197H50ZM99 196H101V195H99ZM104 196V195H103ZM106 196V195H105ZM108 196V195H107ZM109 196H110V194H109ZM107 197V198H110V197ZM150 196V195H149ZM164 196V195H163ZM163 196H162V198H163ZM166 196V195H165ZM165 196H164V198H165ZM187 196V195H186ZM185 196V197H186ZM193 196V195H192ZM36 197H37V194H36ZM95 197V196H94ZM176 197V198H175ZM190 197H191V195H190ZM46 198H48V197H46ZM45 198V199H46ZM50 198H55V196H51ZM98 198V200L100 199L99 197H97L96 196V199ZM103 198V197H102ZM106 198V197H105ZM104 198V199H105ZM126 198V197H125ZM124 198V199H125ZM131 198V197H130ZM158 198H160L159 200H162L161 199V197L159 196ZM163 198V199H164ZM188 198H189V196L187 197V200H188ZM65 199L63 200V202L65 201ZM84 199H80V200H84ZM90 199V201L88 200L87 202H91V201H93V205H94V199H91V198H89ZM103 199V200H104ZM124 199H123V201H124ZM155 199V198H154ZM157 199V198H156ZM204 199V198H203ZM202 199V200H203ZM38 200V199H37ZM48 199H46V201H47ZM101 200V199H100ZM99 200V201H100ZM137 200V199H136ZM166 200V199H165ZM169 200H171V198H169ZM210 200V199H209ZM212 200V199H211ZM40 202H41V200H39ZM38 201V202H39ZM85 201V200H84ZM122 201V202H123ZM166 201H168V199L166 200ZM32 202V203H33ZM38 202L36 201V203L34 204V205H37L38 206ZM43 202H45V201H43ZM48 202V204H49V200L47 201ZM103 202V201H102ZM119 202V201H118ZM126 202V201H125ZM172 202V201H171ZM51 203V202H50ZM65 203V202H64ZM80 203H81V201H80ZM120 203H121V200H120ZM173 203H174V201H173ZM204 203V202H203ZM208 203V202H207ZM24 204V205H25ZM41 204H43V203H41ZM40 204V205H41ZM97 204V203H96ZM102 204V203H101ZM119 204V203H118ZM188 204H190L189 202H188ZM187 204V205H188ZM206 204V202L204 203V205ZM6 205V206H5ZM20 205V204H19ZM45 205V204H44ZM51 205V204H50ZM73 205V204H72ZM84 205V204H83ZM98 205V204H97ZM125 205V204H124ZM128 205V204H127ZM156 205V204H155ZM21 206H22V204H21ZM20 206V207H21ZM42 206V205H41ZM73 206H75V205H73ZM73 206H72V208H71V211L72 210H74V208H73ZM103 206V205H102ZM135 206V205H134ZM13 207H11V208H13ZM25 207V206H24ZM32 209H31V208ZM33 207H35V206H33ZM39 207V206H38ZM44 207H46V206H44ZM43 207V208H44ZM70 207V206H69ZM78 207H81V206H78ZM85 207V206H84ZM91 207V206H90ZM100 207H101V205H100ZM198 207H200V206H198ZM238 207V206H237ZM22 208V207H21ZM35 208H37V207H35ZM34 208V209H35ZM39 208H41V207H39ZM39 208H37V210L39 209ZM89 208V207H88ZM120 208V207H119ZM122 208V207H121ZM120 208V209H121ZM125 208V207H124ZM126 208H128V207H126ZM132 209H133V207H131ZM154 208H156V206L154 207ZM205 209V206L204 207H202L201 208V210L202 209ZM3 209V208H2ZM8 209H10V208H8ZM17 209H18V206H17ZM79 209V208H78ZM86 209V208H85ZM89 209H92V207L91 208H89ZM99 209V208H98ZM114 209V208H113ZM157 209V208H156ZM159 209H160V207H159ZM204 209L202 210V211H204ZM22 210H25V209H22ZM21 209L19 210V211H22ZM31 210V211H30ZM56 210V209H55ZM81 209H79V211H80ZM93 210H95V209H92V211ZM123 211H124V209H122ZM134 211H135V213H136V215L134 214V216L135 217H137V216H139V218H137L138 220H135L134 222H132V223H134L133 225H132V223H128V225H126V226H124V230L125 231H128V228H131V229H129V230H131V232L133 231L132 229H135L134 227H137V229L139 228L141 231H146V232H148V234H150L151 235V237L153 236H157V237H159L158 239H160V241L162 240V238L164 239V238H166L167 237V235H162L163 237L161 238V234L160 235H157L159 232H156V230L157 231H159L158 229H160L159 227H158V229H155V230H152L153 228H154V226H152V224H150L149 223V225H148V227L147 226H145V224L141 221V220H139L140 218L142 219H144V215H146L145 213H148V212H151L152 210H149V211H146V210H148V208L147 209H142V208H140L139 207V205H138V207H137V205L135 206V208L133 209ZM1 211H5V210H1ZM1 211H0V213H1ZM6 211H7V209H6ZM9 212H10V210H8ZM16 209H14L13 211H12V214L13 213H16ZM26 211V210H25ZM40 211V210H39ZM88 211V210H87ZM108 211H110V210H108ZM156 211V210H155ZM154 211V212H155ZM165 211V210H164ZM195 211V210H194ZM198 211H200V208H199V210ZM23 212V211H22ZM35 212L36 211H33V213L35 214ZM45 212H47V211H45ZM56 212V211H55ZM63 212V211H62ZM61 212V213H62ZM82 212V211H81ZM84 212H85V210H84ZM121 212V210L119 211V213ZM132 213H134L133 211H131ZM153 212V213H154ZM24 213V212H23ZM37 213V212H36ZM39 213V212H38ZM49 213H52V212H49ZM48 213V214H49ZM60 213V214H61ZM79 213V212H78ZM86 213V212H85ZM89 213H90V211H89ZM93 213V212H92ZM128 213V212H127ZM151 214V215H155V214ZM160 213V212H159ZM165 213H167L166 211H165ZM7 214V213H6ZM5 214V215H6ZM10 214V216L9 217H11V212L9 213ZM25 214V213H24ZM55 214V213H54ZM57 214V213H56ZM64 213H62L61 214V217H63L64 215H63ZM91 214V213H90ZM95 214V213H94ZM193 214V213H192ZM192 214L191 215H188L187 216V218H186V227L184 226V234H185V232L186 233H189V235H190V233H191V229L193 228V226H194V222H195V218H193V216H194V214H196V213H194L193 214V216H192ZM1 215V214H0ZM15 215V214H14ZM13 215V216H14ZM16 215H17V213H16ZM20 215V214H19ZM65 215H66V212H65ZM67 215H68V213H67ZM71 215V214H70ZM69 215V216H70ZM150 215V214H149ZM2 216H3V213H2ZM2 216H0V218L2 217ZM18 216V215H17ZM45 216V215H44ZM59 216V215H58ZM57 216V220H58V218H61V217H58ZM75 216L77 217V214H75ZM74 215H73V218L75 217ZM197 216V215H196ZM200 216V215H199ZM5 217V216H4ZM65 217V216H64ZM64 217L62 218V220H64ZM67 217V216H66ZM65 217V218H66ZM72 217V216H71ZM172 217V216H171ZM6 219L8 218V216L7 217H5ZM15 218H17L16 216H15ZM43 218V217H42ZM53 218V217H52ZM55 218H53V219H55ZM72 218V219H73ZM124 218V217H123ZM175 218V217H174ZM4 219V218H3ZM5 219V220H6ZM21 219V220H20ZM71 219V218H70ZM70 219L68 218V220L70 221ZM71 219V220H72ZM0 220H2V219H0ZM37 220V219H36ZM35 220V221H36ZM49 220V219H48ZM50 220H52V219H50ZM56 220V221H57ZM8 221V220H7ZM8 222V223H12V222ZM38 221H39V219H38ZM59 221V220H58ZM66 221V220H65ZM69 221H68V223H69ZM74 221V220H73ZM79 221V220H78ZM77 221V222H78ZM81 221V220H80ZM125 221V220H124ZM2 222V221H1ZM32 222V223H31ZM51 222V221H50ZM53 222V221H52ZM7 223V222H6ZM40 223V222H39ZM41 223H42V220H41ZM40 223V224H41ZM44 223H46V222H44ZM57 223V225H58V222H56ZM55 222H54V224H56ZM59 223H63L64 224V222H60L59 221ZM67 223V222H66ZM65 223V224H66ZM74 223H76V222H74ZM127 223V222H126ZM4 224V223H3ZM2 224V225H3ZM31 224V225H30ZM36 224V223H35ZM48 224V223H47ZM70 224V223H69ZM72 224V226H75V225H73V223H71ZM70 224V225H71ZM2 225H1V227H2ZM5 225V224H4ZM7 225V224H6ZM60 225V224H59ZM68 225V224H67ZM66 225V226H67ZM77 225V224H76ZM159 225V224H158ZM157 225V226H158ZM39 226V225H38ZM41 226H43V225H41ZM49 226H51V225H49ZM54 226V225H53ZM61 226V225H60ZM59 226V227H60ZM78 226V225H77ZM45 227V226H44ZM46 227H47V225H46ZM69 227V226H68ZM67 227V228H68ZM76 227V226H75ZM127 227V228H126ZM156 227V226H155ZM183 227V226H182ZM32 228H34V227H32ZM40 228V227H39ZM52 228V227H51ZM58 228V227H57ZM67 228H65V229H67ZM74 228V227H73ZM165 228V227H164ZM164 228H163V230H164ZM21 229V228H20ZM41 229V228H40ZM48 229V228H47ZM53 229H55V228H53ZM64 229V230H65ZM122 229H123V226H122ZM6 230V229H5ZM32 230H33V232H32ZM46 230V229H45ZM49 230V229H48ZM63 230V229H62ZM11 231V230H10ZM43 231V230H42ZM67 232H68V230H66ZM37 232V231H36ZM41 232V231H40ZM39 232V233H40ZM45 232V231H44ZM43 232V233H44ZM51 232V231H50ZM70 232V231H69ZM72 232H73V229H72ZM72 232L70 233V234H72ZM134 232V231H133ZM160 232H162V231H160ZM164 233H165V230L163 231ZM2 234H3V232H1ZM0 233V235H2ZM59 233H62V232H59ZM64 233H66L65 231L62 233L64 236H66L67 235V237H68V233H66V235L64 234ZM75 233V232H74ZM164 233H162V234H164ZM236 233H235V235H236ZM45 234V233H44ZM52 234V233H51ZM61 234V235H62ZM45 235H47V234H45ZM53 235V234H52ZM72 235H74V234H72ZM3 236V235H2ZM63 236V237H64ZM71 236V235H70ZM130 236V235H129ZM51 237H53V236H51ZM155 237H154V240H155ZM157 237H156V239H157ZM172 237V236H171ZM175 237H178L177 235L175 236ZM174 237V238H175ZM211 237H212V235H211ZM238 237V236H237ZM240 237V236H239ZM48 238H50V237H48ZM65 238V237H64ZM179 238H180V236H179ZM47 239V238H46ZM67 239V238H66ZM65 240V239H64ZM75 239L74 238H72V241H74ZM135 240V239H134ZM212 240V239H211ZM227 240V239H226ZM68 241V240H67ZM69 241H70V238H69ZM136 241V240H135ZM135 241H129V242H127V243H123L121 246H119V248H117L118 250H115L113 253H112V256H111V258H110V262L112 263L113 261H118L119 260V258L121 257V252L123 253V251H125V253H127V252H130L133 256H134V258H135V260L139 263V264H148V262H147V253L145 252V249L139 244V242H135ZM228 241H230V240H228ZM227 241V242H228ZM50 242H52V241H50ZM71 242V241H70ZM125 242V241H124ZM212 242V241H211ZM54 243V242H53ZM73 243H75V241L73 242ZM36 244V243H35ZM38 244V243H37ZM78 244V243H77ZM227 245H228V243H227ZM72 246V245H71ZM117 247V246H116ZM115 247V248H116ZM184 247V246H183ZM222 247V245L220 244V243H218V242H212V244H211V246H210V252L209 253H211V258H212V262L214 263L215 261H217L219 258H220V255L221 254H223L222 252H221V248ZM229 247H230V245H229ZM37 248V247H36ZM114 248V249H115ZM196 248V247H195ZM223 249H224V246L222 247ZM229 249V248H228ZM225 250V249H224ZM0 251V252H1ZM113 251V250H112ZM223 251V250H222ZM186 252H187V256H189V259L191 260V258H192V256H193V248H192V245H191V243L188 245V247H186ZM185 252V253H186ZM2 253H4L3 251H2ZM110 253V252H109ZM26 254V256H28ZM30 254H32V253H30ZM124 254V253H123ZM185 255V254H184ZM225 255V254H224ZM2 256V255H1ZM30 256V255H29ZM32 256V255H31ZM227 256V257H228ZM3 257V258H4ZM119 257V258H118ZM1 258V257H0ZM22 258V257H21ZM20 258V259H21ZM28 259H31V257L29 258V257H27ZM117 258H118V260H117ZM196 258V257H195ZM200 258H201V256H200ZM7 259V260H6ZM23 260H25L26 258L24 257V258H22ZM189 259L187 260V261H189ZM32 260H33V258H32ZM220 260V259H219ZM26 261H28V260H26ZM30 261V260H29ZM28 261V262H29ZM2 263H0V264H4L3 263V261H1ZM27 262V263H28ZM15 263V262H14ZM217 263V262H216ZM11 264H13V263H11Z\"/></svg>",
  "mask_w": 264,
  "mask_h": 264
},
{
  "label": "crops",
  "instance_id": "3",
  "mask_svg": "<svg viewBox=\"0 0 264 264\" xmlns=\"http://www.w3.org/2000/svg\"><path fill=\"white\" fill-rule=\"evenodd\" d=\"M226 0H219V2L215 1V0H208V3L207 5L205 6L203 12L204 13H201V14H198V21L200 23H204V24H207V26L209 27V32L207 33V35L209 36V43H217L215 40H214V34L217 33V32H220L222 31V28L224 27L226 29V27H228V15H227V8H226ZM241 10L238 11V21L240 23V25L242 26L241 29H239V33L237 34V39L240 38L242 39L243 42H245V44H252V46H257V45H260L261 43L264 42V0H242V5H241ZM207 8H209L207 11ZM220 10H219V9ZM206 10V11H205ZM217 10V11H216ZM219 10V11H218ZM213 12V13H212ZM215 13V14H214ZM218 15H217V14ZM241 13V14H240ZM220 14V15H219ZM241 19H240V18ZM249 18V20H252L253 22H256V25L252 26V38L251 40H248L249 36H247L248 38L245 37V32L246 30L249 29V25L246 24L245 20ZM160 28V26L158 27V29ZM159 32V30H158ZM260 35V36H259ZM202 37V36H201ZM200 37V38H201ZM260 37V38H259ZM244 39V40H243ZM259 39V40H258ZM250 42V43H249ZM211 47H217V46H214L211 44ZM215 52V51H213ZM208 57H211V56H208ZM197 62V61H196ZM192 63L190 64V71H189V75L186 76L187 78H185V80L182 82L185 83V81L189 84L187 89H189V91H193L195 93L192 94L191 96V99L194 100V99H197L198 102L200 101V99L198 98V96L201 94L200 91H204V92H207L209 89H210V81H209V73H210V70L209 69H205L201 63L199 64L198 63ZM201 66V67H200ZM203 73V74H202ZM145 74L146 72L143 74H141L140 76V80L141 82H143L144 78L142 77V75L145 77ZM195 74V75H194ZM189 76L191 77L192 81L190 80ZM200 80V81H199ZM138 81V80H137ZM136 81V82H137ZM193 83L195 85V90H194V85H191L190 83ZM197 82V83H195ZM203 83H204V87H203ZM138 84V83H136ZM141 83H139L138 85H140ZM128 89H130V91H132L128 85H126ZM110 87V86H109ZM104 88L102 89L103 91H107L108 93L111 92L108 91L110 88ZM200 87V88H199ZM209 87V89L207 88ZM193 88V89H192ZM106 89V90H105ZM108 89V90H107ZM192 89V90H191ZM200 89V91H199ZM202 89V90H201ZM204 89V90H203ZM198 90L200 94H198L196 91ZM114 91V90H112ZM117 91V90H116ZM197 93V94H196ZM195 96V98H194ZM201 96V95H200ZM199 96V97H200ZM196 101V100H195ZM201 102V101H200ZM199 102V104H200ZM64 112V111H62ZM61 114V113H60ZM141 115V114H140ZM139 115V116H140ZM187 118L191 117L192 118L194 116H196L194 113L191 114L190 116H187L185 115ZM146 119H145V118ZM143 119H140V121L142 120L143 123H141V125L143 126V129H148V132H146L147 130L144 129V131L146 132V138L148 137V134H152L153 131L151 130H154V132H156V136H159V133H161L162 129H164L165 127V124H173L175 122H173L175 119H178L176 116L175 117H170V120L172 122L168 123L170 120L169 118L167 119H164L163 120L165 121H162V119H155V121H152L154 120L153 118H147L146 116H144ZM179 117V116H178ZM142 118V117H140ZM151 119V121H150ZM145 120V121H144ZM158 121V122H157ZM159 121H162L164 124L163 128L159 129L158 128V124H160ZM176 121V120H175ZM145 122V123H144ZM149 122V123H148ZM152 123V124H151ZM151 130H150V129ZM154 128V129H153ZM151 131V133H150ZM153 135V134H152ZM144 138V139H146ZM147 140V139H146ZM145 141V140H144ZM147 148V147H146ZM148 151V150H147ZM147 151L145 150V154H147Z\"/></svg>",
  "mask_w": 264,
  "mask_h": 264
},
{
  "label": "built area",
  "instance_id": "4",
  "mask_svg": "<svg viewBox=\"0 0 264 264\" xmlns=\"http://www.w3.org/2000/svg\"><path fill=\"white\" fill-rule=\"evenodd\" d=\"M94 4V3H93ZM96 11L95 15H92L90 17H86L88 21H91L93 23H101L105 22L107 20H110L111 18H114L116 16H124L125 12L120 13L119 11V5L116 0H105V3H103V0H96ZM115 8V11L113 12V9ZM128 15V14H126ZM116 264H139L134 256L130 253H124L121 255L119 260ZM161 264H175L174 258L169 256L165 258Z\"/></svg>",
  "mask_w": 264,
  "mask_h": 264
}]
</instances>
